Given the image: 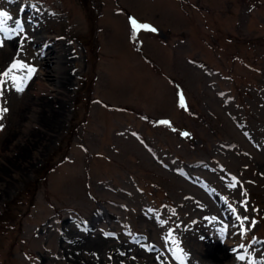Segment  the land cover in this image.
I'll list each match as a JSON object with an SVG mask.
<instances>
[{"label": "rangeland", "instance_id": "rangeland-1", "mask_svg": "<svg viewBox=\"0 0 264 264\" xmlns=\"http://www.w3.org/2000/svg\"><path fill=\"white\" fill-rule=\"evenodd\" d=\"M0 14V264H264V0ZM53 51L65 90L39 93Z\"/></svg>", "mask_w": 264, "mask_h": 264}, {"label": "bare ground", "instance_id": "bare-ground-1", "mask_svg": "<svg viewBox=\"0 0 264 264\" xmlns=\"http://www.w3.org/2000/svg\"><path fill=\"white\" fill-rule=\"evenodd\" d=\"M42 53H44V56L46 55V51H43ZM58 60H59V56L56 55V51H53L52 53L49 54L48 57H46V65L47 66L52 65V70L50 71V75L47 74V76H48L47 78L49 81L47 80L46 83H44L43 85L41 84V86L39 87V91H38L39 93L45 92V93L56 95L57 93H59L60 90H62V91L65 90V88L63 89V84H64V81H66V80H62L63 78L62 79L59 78V75L56 72L61 68L58 64ZM41 75H44L43 71H41ZM45 103H42V101H36L35 100L34 102H31L30 104L25 105V107H24L25 109H24L23 114H26L28 116V115L32 114L31 112H33L32 116L35 120V122H34L35 125H40V126L48 125L49 120L51 118L48 117L49 115L47 116V113H45V115H43V110H44L43 104H45ZM79 247H81V246H79ZM227 256H228V253L225 249H222V248L219 249L217 246H214L212 244H209V248L206 251H204V257L205 258H211V260H213L215 262H220L221 260L223 261V259Z\"/></svg>", "mask_w": 264, "mask_h": 264}, {"label": "trees", "instance_id": "trees-1", "mask_svg": "<svg viewBox=\"0 0 264 264\" xmlns=\"http://www.w3.org/2000/svg\"><path fill=\"white\" fill-rule=\"evenodd\" d=\"M83 85V84H82ZM53 166L54 165H50L49 164V162H47L46 164H45V166L43 167V172H42V175L43 176H45L49 171H51V169L53 168ZM42 175L40 176V178H36L34 181L35 182H32V183H29L28 184V186H27V188H26V191H31V194H29V196H27V200L29 201L28 203V205L31 207L33 204H34V202H35V198H36V196H35V192H36V190H37V186H39L40 185V180L43 178L42 177ZM25 197V200H26V196H24ZM21 199V198H20ZM5 212L3 213V214H1L0 216H1V218H3V216L5 215V214H10V212H12V209L10 208V207H6V209L4 210Z\"/></svg>", "mask_w": 264, "mask_h": 264}, {"label": "snow or ice", "instance_id": "snow-or-ice-1", "mask_svg": "<svg viewBox=\"0 0 264 264\" xmlns=\"http://www.w3.org/2000/svg\"><path fill=\"white\" fill-rule=\"evenodd\" d=\"M0 15H6V14H0ZM132 24H133L134 29H135L137 27V22L135 20H132ZM139 27L148 29V30L153 31V32L156 31L154 28H151V26H149V25H139ZM17 29L19 31H23V27H22V25L20 23H17ZM2 44H3V42L0 41V46H2ZM15 67H16V65L12 66V68H15ZM11 70L12 69H9V71H11ZM31 71H34V70H30V72ZM3 75L4 76H8V72L3 73ZM18 90L22 91L23 89L21 88V89H18ZM181 106L184 107L183 97L182 96H181ZM3 111H7V109H0V112H3ZM160 123L161 124H168L169 122L168 121H160ZM173 130H175V129H173ZM183 135L187 136L188 133H183ZM239 259L243 260V259H245V257L244 256H240ZM253 264H255V262H253Z\"/></svg>", "mask_w": 264, "mask_h": 264}]
</instances>
